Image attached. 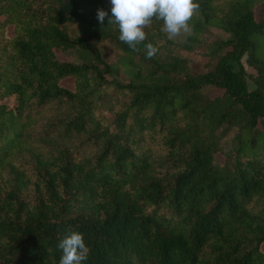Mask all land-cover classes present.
<instances>
[{
    "label": "trees",
    "instance_id": "16d2710c",
    "mask_svg": "<svg viewBox=\"0 0 264 264\" xmlns=\"http://www.w3.org/2000/svg\"><path fill=\"white\" fill-rule=\"evenodd\" d=\"M219 1L134 50L108 0H0V264H59L70 231L83 264H264V0Z\"/></svg>",
    "mask_w": 264,
    "mask_h": 264
},
{
    "label": "clouds",
    "instance_id": "9594fccd",
    "mask_svg": "<svg viewBox=\"0 0 264 264\" xmlns=\"http://www.w3.org/2000/svg\"><path fill=\"white\" fill-rule=\"evenodd\" d=\"M109 12L97 10V20L101 24L109 16L108 24H116L119 30V40L130 48L145 40L144 28L151 23L153 17L163 21V31L169 38L181 32L190 33V19L193 17L199 4L197 0H108ZM146 56L151 58L156 47L148 43L145 45ZM61 251L59 264H83L87 260L88 247L83 234L70 231L57 245Z\"/></svg>",
    "mask_w": 264,
    "mask_h": 264
},
{
    "label": "rangeland",
    "instance_id": "374dc122",
    "mask_svg": "<svg viewBox=\"0 0 264 264\" xmlns=\"http://www.w3.org/2000/svg\"><path fill=\"white\" fill-rule=\"evenodd\" d=\"M234 0H220L218 2V4L216 5L217 7V11L220 13H217L218 15H222V11L223 8L226 6H229L231 3H233ZM264 10V4L260 5L257 9L256 12L260 13L261 11ZM226 11H223V13H225ZM193 23V17L190 19L189 25L191 28L190 33H183L181 32L179 35V37H186L190 34H192L194 32L192 24ZM195 33V32H194ZM221 34H222V30L219 27V25L217 23H213V24H209V25H203L202 29L200 32H198L195 36H197L199 38V40L195 41L193 43V49L195 50V55L200 57V65L202 66V68L204 70L209 68L210 65V61L213 62V60H211V58L209 57V49L211 47H213L217 42H219V40L221 39ZM72 59H75L74 56H71ZM246 70H247V80L249 81L250 86L252 87L254 84V76L256 75V71L255 69L248 65L246 63ZM68 87H71L72 84L69 81L64 82ZM207 92L209 94H216V91L212 90V89H208ZM233 136V132H230L228 135H226L223 139H222V145L223 146H227L229 145L231 139Z\"/></svg>",
    "mask_w": 264,
    "mask_h": 264
}]
</instances>
